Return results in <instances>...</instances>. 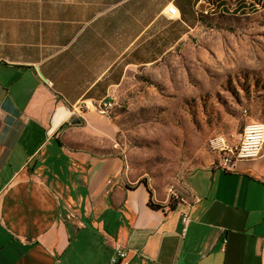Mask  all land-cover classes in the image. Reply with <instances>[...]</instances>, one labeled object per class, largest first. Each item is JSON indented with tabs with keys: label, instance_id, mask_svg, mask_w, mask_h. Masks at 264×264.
Listing matches in <instances>:
<instances>
[{
	"label": "crops",
	"instance_id": "1",
	"mask_svg": "<svg viewBox=\"0 0 264 264\" xmlns=\"http://www.w3.org/2000/svg\"><path fill=\"white\" fill-rule=\"evenodd\" d=\"M219 4L0 0V264H109L118 250L123 264H264V150L192 171L171 205L129 175L116 122L91 108Z\"/></svg>",
	"mask_w": 264,
	"mask_h": 264
},
{
	"label": "rangeland",
	"instance_id": "2",
	"mask_svg": "<svg viewBox=\"0 0 264 264\" xmlns=\"http://www.w3.org/2000/svg\"><path fill=\"white\" fill-rule=\"evenodd\" d=\"M212 14L184 26L189 33L157 63L129 67L118 90L91 107L112 103L104 114L118 127L113 152L171 205L187 197L188 174L218 167L246 125L264 124V10Z\"/></svg>",
	"mask_w": 264,
	"mask_h": 264
},
{
	"label": "built area",
	"instance_id": "3",
	"mask_svg": "<svg viewBox=\"0 0 264 264\" xmlns=\"http://www.w3.org/2000/svg\"><path fill=\"white\" fill-rule=\"evenodd\" d=\"M204 2V1H202ZM219 10H205L204 12L198 11L202 14L211 13H237L238 15H250L254 12H259L264 9V0H232L231 4L227 6H220ZM177 9L174 6H168L166 15L169 17L175 16ZM48 85L52 83L48 81ZM112 106V103H103V109H99V112L104 113L108 108ZM102 108V107H101ZM105 108V109H104ZM224 145V144H223ZM226 149L224 146L221 148ZM264 150V124L259 122H251L245 126L243 133L241 134L240 142L235 148L229 149V154L223 159L219 168L225 170H231L234 168L235 163L239 160H253L261 156ZM188 211L182 214V226L183 234L187 231L191 222V209L193 204L189 205ZM127 257L126 252L118 250L110 259L109 264H117Z\"/></svg>",
	"mask_w": 264,
	"mask_h": 264
},
{
	"label": "water",
	"instance_id": "4",
	"mask_svg": "<svg viewBox=\"0 0 264 264\" xmlns=\"http://www.w3.org/2000/svg\"><path fill=\"white\" fill-rule=\"evenodd\" d=\"M69 124L72 125V126H77V125L81 124V120H80V118L78 117L77 114H73L72 115V117L69 120ZM117 264H121V262H119Z\"/></svg>",
	"mask_w": 264,
	"mask_h": 264
},
{
	"label": "trees",
	"instance_id": "5",
	"mask_svg": "<svg viewBox=\"0 0 264 264\" xmlns=\"http://www.w3.org/2000/svg\"><path fill=\"white\" fill-rule=\"evenodd\" d=\"M222 6H225L226 8H227V6L225 5V4H223ZM264 10V9H263ZM200 14V16L201 17H203V16H209V15H214V14H202V13H199ZM198 14V15H199ZM217 14H222V15H238L236 12L235 13H228V12H226V13H217ZM201 19V18H200ZM142 183H145L146 185H148L146 182H144V181H141ZM152 206L153 207H156V208H159L160 206L159 205H155V204H152Z\"/></svg>",
	"mask_w": 264,
	"mask_h": 264
}]
</instances>
